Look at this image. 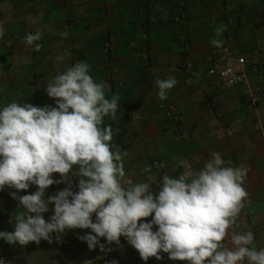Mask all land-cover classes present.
<instances>
[{
    "label": "crops",
    "instance_id": "obj_1",
    "mask_svg": "<svg viewBox=\"0 0 264 264\" xmlns=\"http://www.w3.org/2000/svg\"><path fill=\"white\" fill-rule=\"evenodd\" d=\"M146 12L153 18L149 30ZM263 15L264 0H0V110L11 102L55 107L45 88L49 80L77 62H87L93 79L109 86L105 97L119 96L116 119L104 117L102 127H112V150L127 153L124 180L140 183L152 177L151 188L157 193L155 160L170 177H178L183 171L176 167L181 159L199 171L213 153H219L225 166L246 172L244 207L224 242L231 247V233L251 231L250 247L259 250L264 248V95L255 106L248 100L264 84ZM219 25L226 30L217 36ZM146 30L148 44L143 39ZM37 31L42 33L39 52L23 40ZM65 31L67 38L62 35ZM227 34L243 52L255 47L263 51L260 74L250 71L248 86L223 89L215 76L206 74V58L224 46ZM213 39L221 40L222 46H214ZM109 44L112 54L105 51ZM187 59L194 60L193 68L181 67ZM146 69L156 75L174 74L177 83L164 101L176 104L179 121L170 120L160 108L162 101L147 82ZM192 77L193 85H189ZM130 115L142 121L140 129L128 136ZM122 127H126L124 143L130 144L124 149L117 145ZM53 178L61 176L55 173ZM67 187L78 192V178L73 176L70 185L50 186L45 198ZM36 190L32 185L18 195ZM14 191L7 186L0 190V231H14L15 216L25 211L11 195ZM49 209L43 214L46 221L54 214V205ZM90 232L65 230L59 240L56 233L50 234L52 243L41 240L25 246L0 239V260L5 264H187L163 252V259L144 261L123 236L119 245H108L101 238L112 250L101 252L97 246L93 251L79 239Z\"/></svg>",
    "mask_w": 264,
    "mask_h": 264
},
{
    "label": "clouds",
    "instance_id": "obj_2",
    "mask_svg": "<svg viewBox=\"0 0 264 264\" xmlns=\"http://www.w3.org/2000/svg\"><path fill=\"white\" fill-rule=\"evenodd\" d=\"M225 30L219 25L215 31L220 36ZM62 35L67 38L68 33ZM41 39L39 31L23 38L35 52L42 47L37 43ZM211 43L219 47L223 42ZM89 72L87 62H77L49 80L45 88L55 107L11 102L0 110V190L15 189L11 195L25 210L15 216L14 231H0V239L25 246L41 240L52 243V233L59 240L65 230L91 229L79 239L93 251L97 246L101 252L111 251L101 238L119 245L123 236L144 261L163 259V252L187 264H264V248L250 247L251 231L231 233V247L224 243L244 207L246 172L225 166L221 155L213 153L199 171L181 159L176 167L183 171L178 177L163 175L157 193L151 188L152 177L148 182L125 181L127 153L112 150V127H102L104 117L116 119L119 96L106 98L109 86ZM176 83L173 76L155 81L161 101ZM55 173L60 180L53 178ZM73 176L78 192L67 187L45 198L47 188L70 185ZM32 185L35 192L18 195ZM49 205H54V214L46 221L43 214Z\"/></svg>",
    "mask_w": 264,
    "mask_h": 264
},
{
    "label": "built area",
    "instance_id": "obj_3",
    "mask_svg": "<svg viewBox=\"0 0 264 264\" xmlns=\"http://www.w3.org/2000/svg\"><path fill=\"white\" fill-rule=\"evenodd\" d=\"M147 28L153 23V18L145 13ZM264 20V15H263ZM146 30L143 33V39L146 44H148L149 33ZM225 44L220 49H218L215 53H213L210 57L206 58L207 65L206 74L209 76H215L217 78V82L219 86L223 89L229 87H245L249 85V72L252 71L254 74L259 75L261 71V64L263 62V51L259 47L252 48L248 53L241 51V49L235 43V39L232 35H225ZM110 46L106 48L107 52L109 51ZM2 63V57L0 55V65ZM195 65L194 60L187 59L185 60L181 67H189L193 68ZM146 79L151 83L153 88L158 92V88L155 87V81L157 79H166L169 76H173L174 74L169 73L166 75H156L151 72V69H146ZM199 75L198 77H200ZM194 78L188 79V84L193 85ZM175 87V86H174ZM170 89L168 93H170L173 89ZM264 95V84L260 86L258 90H255L250 93L248 104L250 106H255ZM160 108L165 112L166 116L174 121H179V115L177 112L176 104L169 101H162L160 104ZM231 129H227V132H230ZM155 168H158L159 171L156 175V183L159 185L162 180L163 175H168V170L164 168L158 161H154ZM107 242V241H106ZM225 243V242H224ZM226 245V244H225Z\"/></svg>",
    "mask_w": 264,
    "mask_h": 264
},
{
    "label": "rangeland",
    "instance_id": "obj_4",
    "mask_svg": "<svg viewBox=\"0 0 264 264\" xmlns=\"http://www.w3.org/2000/svg\"><path fill=\"white\" fill-rule=\"evenodd\" d=\"M113 35H112V33H110V35H109V37H112ZM111 42V41H110ZM148 42H149V40H148ZM108 46H110V48H109V51H110V53L112 54V52H113V49H112V44H109V45H107L106 46V48L108 47ZM106 48H105V51L107 52V50H106ZM108 53V52H107ZM148 82V81H147ZM138 119V118H137ZM140 121H142V120H140ZM138 122L137 120H135V119H132V117H131V115H130V119H129V123L126 125V127H127V135L128 136H130L131 135V133H133V131H134V129H140V125H141V122Z\"/></svg>",
    "mask_w": 264,
    "mask_h": 264
},
{
    "label": "trees",
    "instance_id": "obj_5",
    "mask_svg": "<svg viewBox=\"0 0 264 264\" xmlns=\"http://www.w3.org/2000/svg\"><path fill=\"white\" fill-rule=\"evenodd\" d=\"M108 54H110V53H108ZM2 57V56H1ZM126 121V120H125ZM125 122H123V124H124ZM124 127V126H123ZM122 127V129H121V131L119 132V135H118V140H117V145L119 146V148L120 149H124V148H126V147H128V146H130V144L128 143H124V134H125V129H126V127H125V129ZM73 187H74V185H73Z\"/></svg>",
    "mask_w": 264,
    "mask_h": 264
}]
</instances>
